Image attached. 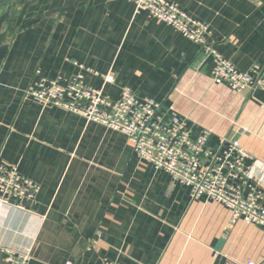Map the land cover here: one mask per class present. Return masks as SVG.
<instances>
[{
  "label": "crops",
  "instance_id": "crops-1",
  "mask_svg": "<svg viewBox=\"0 0 264 264\" xmlns=\"http://www.w3.org/2000/svg\"><path fill=\"white\" fill-rule=\"evenodd\" d=\"M171 1L210 25L238 69L264 68V0ZM213 65L131 0H0V157L41 188L26 209L0 206V264L7 249L29 252V264L262 263V227L192 199L124 134L25 97L42 78L82 76L114 99L128 86L161 103L165 121L173 105L192 137L210 129L212 149L238 138L264 186V89L234 92L213 81Z\"/></svg>",
  "mask_w": 264,
  "mask_h": 264
},
{
  "label": "built area",
  "instance_id": "built-area-1",
  "mask_svg": "<svg viewBox=\"0 0 264 264\" xmlns=\"http://www.w3.org/2000/svg\"><path fill=\"white\" fill-rule=\"evenodd\" d=\"M135 12L146 11L198 44L207 57L213 59L212 79L227 84L234 92L264 89V68L254 65L249 70L238 69L209 41L210 25L195 18L171 0H131ZM106 82H113L108 73ZM25 97L43 105H55L78 114L87 122L101 124L124 134L134 153L157 170L168 172L174 183L190 189L192 199L206 197L226 206L231 221L242 220L264 229V186L252 177L247 159L253 155L238 138H223L218 149L208 146L211 130L204 128L192 137L175 107L169 121L160 114L161 103L149 97H139L124 86L114 99L103 89L88 86L82 76L65 84L59 79L42 78L25 91ZM40 185L23 176L16 164L8 165L0 157V206L26 209L34 201ZM6 264H29V252L7 249ZM66 264H73L67 262ZM108 264H114L110 262ZM224 264H257L240 262L226 256ZM259 264H264V261Z\"/></svg>",
  "mask_w": 264,
  "mask_h": 264
},
{
  "label": "water",
  "instance_id": "water-1",
  "mask_svg": "<svg viewBox=\"0 0 264 264\" xmlns=\"http://www.w3.org/2000/svg\"><path fill=\"white\" fill-rule=\"evenodd\" d=\"M222 242H223V240H222V241H220V243H219V247L222 245Z\"/></svg>",
  "mask_w": 264,
  "mask_h": 264
}]
</instances>
